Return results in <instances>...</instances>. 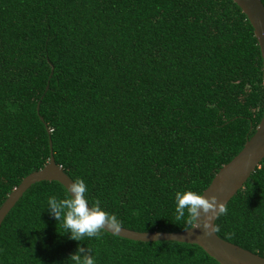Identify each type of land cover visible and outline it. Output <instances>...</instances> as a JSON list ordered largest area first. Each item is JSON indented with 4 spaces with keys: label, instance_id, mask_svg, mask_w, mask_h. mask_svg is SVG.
Segmentation results:
<instances>
[{
    "label": "trees",
    "instance_id": "obj_1",
    "mask_svg": "<svg viewBox=\"0 0 264 264\" xmlns=\"http://www.w3.org/2000/svg\"><path fill=\"white\" fill-rule=\"evenodd\" d=\"M261 107L258 48L230 0H0V203L49 141L122 228L185 229L175 193H200ZM51 196L65 190L35 182L7 211L0 264H71L78 245L95 264H217L193 244L71 240ZM226 204L215 235L264 258V156Z\"/></svg>",
    "mask_w": 264,
    "mask_h": 264
},
{
    "label": "water",
    "instance_id": "obj_2",
    "mask_svg": "<svg viewBox=\"0 0 264 264\" xmlns=\"http://www.w3.org/2000/svg\"><path fill=\"white\" fill-rule=\"evenodd\" d=\"M230 1L245 17L258 48L262 107L259 120L251 135L245 139L238 152L217 169L206 187L200 192L205 197L214 195L219 202L223 203H226L241 187L249 174L257 167L259 160L264 156V8L259 0ZM38 119L40 120L39 117ZM39 181L57 182L64 190V187L71 182L53 162L49 141L48 156L45 163L40 168L22 177L0 203V222L22 192L29 185ZM185 230L186 228L176 232H137L122 228L118 234L107 233L138 242L173 241L193 244L217 264H264V258L221 240L215 234L204 236L200 228Z\"/></svg>",
    "mask_w": 264,
    "mask_h": 264
},
{
    "label": "clouds",
    "instance_id": "obj_3",
    "mask_svg": "<svg viewBox=\"0 0 264 264\" xmlns=\"http://www.w3.org/2000/svg\"><path fill=\"white\" fill-rule=\"evenodd\" d=\"M64 188L65 198L49 197L47 210L57 222H60L64 233L69 234V239L79 242L85 237L99 238L104 231L112 234L121 231L122 222L116 215L102 210L99 199L89 205L86 197L88 188L83 179L76 178ZM227 212V204L219 202L214 195L205 197L191 190L175 193V220L185 222V231L200 228L204 236L217 234L221 228L215 221ZM231 237V233L226 234V238ZM67 261L71 264H95L91 250L79 245L76 251L69 255Z\"/></svg>",
    "mask_w": 264,
    "mask_h": 264
}]
</instances>
